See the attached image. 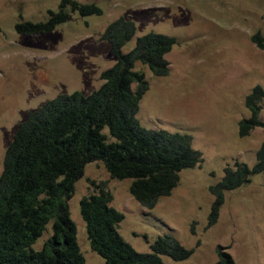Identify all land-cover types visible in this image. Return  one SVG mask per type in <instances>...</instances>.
Here are the masks:
<instances>
[{
    "label": "rangeland",
    "instance_id": "1",
    "mask_svg": "<svg viewBox=\"0 0 264 264\" xmlns=\"http://www.w3.org/2000/svg\"><path fill=\"white\" fill-rule=\"evenodd\" d=\"M78 1L95 3L103 12H71L50 32L20 34L17 22L44 21L61 0H0V175L6 149L30 112L60 94L87 95L101 86V73L117 61L104 32L116 18L126 17L137 32L124 52L149 32L176 39L166 55L167 76L136 65L150 85L137 113L140 124L190 135L204 160L182 170L172 194L152 209L130 193V179L111 178L101 162L88 164L69 199L86 263L103 262L90 246L80 212L82 197L96 189L94 181L112 193V205L125 215L119 231L140 252L151 251L159 235L170 234L193 253L184 260L163 256L166 264H215L220 245L236 264H264L263 174L228 191L217 223L209 225L211 185L236 160L254 165L264 142L263 127L239 135V121L250 114L246 95L258 84L264 88V51L251 41L258 30L264 34V0ZM261 106L264 119V99ZM49 235L48 229L34 246L40 248Z\"/></svg>",
    "mask_w": 264,
    "mask_h": 264
},
{
    "label": "trees",
    "instance_id": "2",
    "mask_svg": "<svg viewBox=\"0 0 264 264\" xmlns=\"http://www.w3.org/2000/svg\"><path fill=\"white\" fill-rule=\"evenodd\" d=\"M76 11L84 16L103 12L95 3L61 0L57 11H48L46 20L19 21L15 27L20 34L47 33ZM136 32L131 19L121 16L112 21L103 37L117 61L101 73V86L87 95L80 91L60 94L19 124L0 175V264H87L69 199L88 164L101 162L111 178L130 179V193L152 209L162 197L172 194L182 170L203 162V153L193 147L190 135L140 124L137 113L150 85L136 65L140 62L154 75L167 76L170 62L166 55L176 39L149 32L124 52ZM251 41L264 51L260 30ZM263 99L260 84L246 95L250 114L239 121L241 137L249 136L256 127L264 128ZM256 174L264 176V142L254 165L236 160L211 185L214 201L209 225L217 223L226 193L250 183ZM92 185L96 189L82 197L80 212L90 246L103 258L101 264H166L163 256L175 260L191 256L193 249L170 234L159 235L149 252L136 250L119 231L125 215L112 205V193L103 183L92 181ZM48 229L49 237L36 248ZM217 253L215 264H236L227 248L220 245Z\"/></svg>",
    "mask_w": 264,
    "mask_h": 264
}]
</instances>
